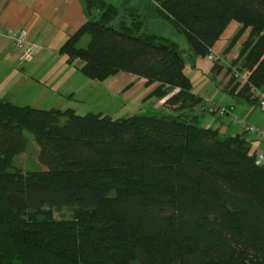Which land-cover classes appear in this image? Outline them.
Listing matches in <instances>:
<instances>
[{
	"label": "trees",
	"instance_id": "trees-1",
	"mask_svg": "<svg viewBox=\"0 0 264 264\" xmlns=\"http://www.w3.org/2000/svg\"><path fill=\"white\" fill-rule=\"evenodd\" d=\"M134 1L84 0L88 19L59 53L91 80L145 79L154 88L147 98L175 115L113 119L0 98V264H264V165L244 134L225 137L202 115L185 118L203 98L179 44L147 26L172 24L192 58H207L229 25L241 24L221 59L249 30L228 91L257 102L250 86L264 89V0ZM25 132L44 170L14 168ZM62 208L74 216L56 219Z\"/></svg>",
	"mask_w": 264,
	"mask_h": 264
},
{
	"label": "rangeland",
	"instance_id": "rangeland-1",
	"mask_svg": "<svg viewBox=\"0 0 264 264\" xmlns=\"http://www.w3.org/2000/svg\"><path fill=\"white\" fill-rule=\"evenodd\" d=\"M106 1L112 3L115 6H118L124 0ZM135 3L148 8V5H146L144 0H135L134 2H132V4L134 5ZM92 13L94 16H97L99 10L95 9ZM147 22H149L147 26L151 30H155L159 34L168 37L179 44L186 60L185 73L192 81L194 93L204 98L203 106L210 109V111L212 112L214 111V108H219L220 110H230L231 108L233 109V112L231 111L232 114L225 115V121L227 123L231 122V124H229L232 127L231 132L229 133L230 135L238 131L243 132V130L239 128V124L241 126L242 124L238 120H241L242 116L248 118L247 114L250 113V111L247 110L252 109V113L254 115H259L260 117L264 116V110L260 109L257 102H253L251 100L248 101L246 98H243L238 94H231L228 90L225 89L224 86L225 84L227 86L230 83V79L232 77V72H229L228 68L232 64V61H235V59H237L242 46L241 43H243L245 39L248 38L249 34L243 40H241L243 42L239 43L236 46L237 56H235V58H233L229 64H225L224 66H222V76H217L211 70L214 67V64L217 63L212 62L208 59V57L202 58L199 56H195L192 58L191 56L193 54L190 51L185 37L172 24L164 21L154 22L148 20ZM117 23L118 22L116 20L115 24L117 25ZM232 31L233 28H230L228 34L226 35H230ZM226 39L224 38V40H222V42L218 44V47H223L225 45ZM88 41L89 37L84 40L81 46L86 47ZM229 43L230 41L228 40L227 44ZM216 54L221 58L223 57V54L221 53ZM221 61H223V59H221ZM220 63L221 62H219V65ZM80 65L81 64L77 66L80 67ZM46 66H49L48 68L52 73L59 72L60 74H64L65 69L56 63L54 65L50 64ZM52 75L48 74L46 77H52ZM79 75L80 77H84L83 80L85 82H82L81 79L77 77L78 79L74 80L73 84L68 86L65 85L63 86V88L62 83H60L61 81H59L58 79H44L45 81H41L43 86H40L41 88H38L35 91H39L37 92L39 94H31V99L28 100L29 103L25 104H32L31 107L39 109H74L79 115H86L88 113H103L104 115L111 116L113 119L126 118L141 112H148L149 114L155 113L158 115L174 114V111L164 106L162 101H159L158 99H152V101H150L149 98H147V94L149 92L148 89L150 88L140 86L139 79H137L136 76H132L127 73H118L116 75L108 77L105 80L96 81L91 80L86 76H81L83 74ZM221 79L225 84L221 83ZM236 82L237 81L231 83V87ZM70 89H74L76 91L69 98L67 95H65V92ZM63 95H65V97H63ZM32 98H34V100H32ZM202 109V106H198L193 110L186 111L184 113L185 118L189 119L196 114L203 115L201 124L203 126H207L208 123L211 122L210 117L212 114H210V116H207V114H204ZM252 122L257 123L256 121ZM214 123V125L217 127L220 125V120L218 119ZM252 126L255 127L254 125ZM25 134L28 137L27 150L24 154L15 158L14 168L29 171L44 170L45 167L39 162V146L34 141V138L31 134H29L28 132H25ZM253 134L254 133H251L250 136H252ZM73 216L74 210L69 208L54 210V217L58 220L70 219Z\"/></svg>",
	"mask_w": 264,
	"mask_h": 264
},
{
	"label": "crops",
	"instance_id": "crops-1",
	"mask_svg": "<svg viewBox=\"0 0 264 264\" xmlns=\"http://www.w3.org/2000/svg\"><path fill=\"white\" fill-rule=\"evenodd\" d=\"M87 19L84 0H0V98L18 106H31L32 104L25 103H29L28 100L31 99V94H39L37 93L39 91H35L41 88L40 86H43L41 81H45L44 79H58L61 81L60 83H62V88L65 85L68 86L73 84L74 80L78 78H80L82 82H85L83 80L84 77H80L79 74L82 73L79 66H77L81 64V62L69 63L68 57L60 54L59 49L70 36L75 34L82 27ZM153 21L158 22L159 20L153 19ZM241 27V24L232 22L221 39L215 44L212 52L223 54L229 45L227 44L228 40L231 41ZM230 28H233V31L227 36L226 34H228ZM10 29L16 31L26 30L28 32V42H35L38 45L36 53L29 62L23 63L20 61L19 52L15 49L13 42L7 37V33ZM249 32L248 30L242 39H244ZM224 38H227L225 45H222L223 47H218V44L222 42ZM236 52L237 50L235 47L228 55L224 56L221 64H229L231 60L237 56ZM55 63L65 69L64 74H60L59 72L52 73L48 68L49 66H46L50 64L54 65ZM213 73L217 76H222V73ZM48 74L53 75L52 77H46ZM136 78L139 79L140 86L145 87L146 80L138 76H136ZM220 81L224 83L222 79ZM224 86L226 90L232 88L231 86L229 88L226 84ZM153 89L154 88L148 89V94H150ZM75 91L74 89H70L65 92V95L70 98ZM235 94H237V92ZM65 95H63V97H65ZM152 99L149 100L152 101ZM32 100H34V98H32ZM247 100L255 102L252 99ZM202 107L205 115L207 114V116H210V114H212L210 117L211 122H209L206 127L217 129L220 134L225 137L244 134L247 142L251 146L252 152L264 151V116L260 117L259 115H254L252 109H249L247 110L250 111V113L247 114L248 118L242 116L241 119V121L257 127L261 132V136L255 134L250 136L251 133L240 124L239 128L242 129L243 132L238 131L230 135L229 133L232 127L229 124H231V122L227 123L225 121V115L232 114L233 109H226V113L221 115L219 108H214L212 112L210 109L205 108V106ZM218 119L220 120V125L216 127L214 122ZM252 121H256L257 123H253Z\"/></svg>",
	"mask_w": 264,
	"mask_h": 264
},
{
	"label": "built area",
	"instance_id": "built-area-1",
	"mask_svg": "<svg viewBox=\"0 0 264 264\" xmlns=\"http://www.w3.org/2000/svg\"><path fill=\"white\" fill-rule=\"evenodd\" d=\"M7 37L13 42L15 49L19 52V59L23 63L29 62L33 55L36 53L38 49V45L35 42H28V32L26 30L16 31L14 29H10L7 33ZM209 60L212 62L221 60V57L214 52L208 56ZM233 74L242 83H246V77L243 73H240L238 70H234ZM250 92L252 94V98L255 99L260 107V109L264 110V89H259L253 85L250 86ZM226 113V110H220V114L223 115ZM241 122L242 126H244L249 132L257 134L261 136V132L249 125L248 123L238 120ZM256 162L258 165H264V151L256 152Z\"/></svg>",
	"mask_w": 264,
	"mask_h": 264
}]
</instances>
